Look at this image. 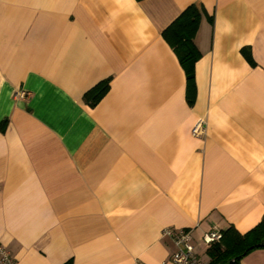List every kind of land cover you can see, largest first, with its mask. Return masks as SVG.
<instances>
[{
	"label": "crops",
	"instance_id": "crops-1",
	"mask_svg": "<svg viewBox=\"0 0 264 264\" xmlns=\"http://www.w3.org/2000/svg\"><path fill=\"white\" fill-rule=\"evenodd\" d=\"M191 4L189 104L162 30ZM262 217L264 0H0V241L19 264H170L167 228L207 264L204 232Z\"/></svg>",
	"mask_w": 264,
	"mask_h": 264
},
{
	"label": "trees",
	"instance_id": "trees-1",
	"mask_svg": "<svg viewBox=\"0 0 264 264\" xmlns=\"http://www.w3.org/2000/svg\"><path fill=\"white\" fill-rule=\"evenodd\" d=\"M201 11L194 5L187 6L166 28L162 37L172 47L186 75V98L192 104L196 87L194 80V64L200 52L194 43V37L200 25ZM109 78L101 80L85 94L88 103H97L109 89ZM219 242L207 246V264H240L241 259L254 249L264 248V217L250 230L240 233L229 226L221 231ZM63 264H72L71 260Z\"/></svg>",
	"mask_w": 264,
	"mask_h": 264
},
{
	"label": "built area",
	"instance_id": "built-area-1",
	"mask_svg": "<svg viewBox=\"0 0 264 264\" xmlns=\"http://www.w3.org/2000/svg\"><path fill=\"white\" fill-rule=\"evenodd\" d=\"M20 97H24L26 94L24 91L17 93ZM191 134L193 136L202 135L201 123H196L192 129ZM164 235L169 236L174 244V251L170 257V264H206L199 257L195 251L192 243L191 229L179 228V229H165ZM222 233L218 229H210L204 232L201 236L202 243L207 247L214 242L221 240ZM0 264H19L18 260L11 254L9 249L4 243L0 241Z\"/></svg>",
	"mask_w": 264,
	"mask_h": 264
},
{
	"label": "rangeland",
	"instance_id": "rangeland-1",
	"mask_svg": "<svg viewBox=\"0 0 264 264\" xmlns=\"http://www.w3.org/2000/svg\"><path fill=\"white\" fill-rule=\"evenodd\" d=\"M256 251H264V248L254 249L253 251L245 255L242 259L247 257L248 264H264V253H253Z\"/></svg>",
	"mask_w": 264,
	"mask_h": 264
}]
</instances>
